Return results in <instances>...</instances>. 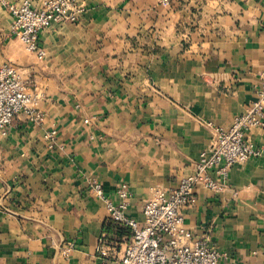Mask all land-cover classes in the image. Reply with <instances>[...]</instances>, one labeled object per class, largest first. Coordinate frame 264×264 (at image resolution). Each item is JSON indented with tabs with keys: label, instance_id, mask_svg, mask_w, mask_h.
Here are the masks:
<instances>
[{
	"label": "crops",
	"instance_id": "1",
	"mask_svg": "<svg viewBox=\"0 0 264 264\" xmlns=\"http://www.w3.org/2000/svg\"><path fill=\"white\" fill-rule=\"evenodd\" d=\"M17 1L0 0V67L42 95L44 117L20 113L0 136V264H102L103 235L118 264L133 231L91 184L117 202L126 182L142 224L153 192L194 171L212 139L204 122L227 128L257 98L264 0H75L80 20L42 30L43 55L12 32ZM183 211L219 264H264V156L233 165L220 192L198 186Z\"/></svg>",
	"mask_w": 264,
	"mask_h": 264
},
{
	"label": "built area",
	"instance_id": "2",
	"mask_svg": "<svg viewBox=\"0 0 264 264\" xmlns=\"http://www.w3.org/2000/svg\"><path fill=\"white\" fill-rule=\"evenodd\" d=\"M13 17L12 32L29 51L44 54L40 47V32L53 24L78 22L83 8L75 0H46L41 7L33 0L7 4ZM42 95L32 92L17 68L11 63L0 67V136L8 134L15 117L24 113L31 121L41 122L44 114L39 108ZM212 130L210 146L200 152L194 171L183 177L173 189H156L143 206L144 222L128 215L131 189L126 182L118 185L117 202L108 196L103 185L91 184L94 193L106 203L110 218L130 227L132 241L118 264H219L222 253L207 237L194 238L185 222L183 208L195 200L198 186L214 192L222 191L233 165L264 156V139L255 143L248 137L252 128L264 129V73L257 90V98L245 112L236 116L225 128L205 121ZM57 135L52 130L46 136L52 146ZM73 244L63 253L66 254ZM97 252L102 264H110L114 256L106 237L99 238Z\"/></svg>",
	"mask_w": 264,
	"mask_h": 264
}]
</instances>
